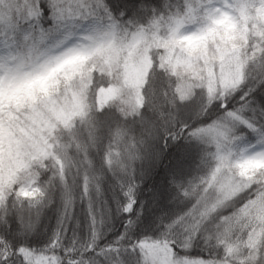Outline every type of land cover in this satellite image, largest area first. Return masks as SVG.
Returning <instances> with one entry per match:
<instances>
[{
  "label": "snow or ice",
  "instance_id": "1",
  "mask_svg": "<svg viewBox=\"0 0 264 264\" xmlns=\"http://www.w3.org/2000/svg\"><path fill=\"white\" fill-rule=\"evenodd\" d=\"M0 264H264V0H0Z\"/></svg>",
  "mask_w": 264,
  "mask_h": 264
}]
</instances>
